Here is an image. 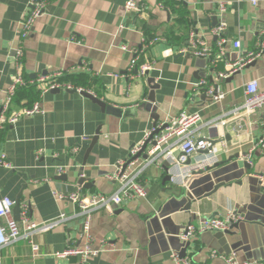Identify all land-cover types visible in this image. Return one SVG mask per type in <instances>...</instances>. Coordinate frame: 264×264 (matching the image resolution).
<instances>
[{
  "label": "crops",
  "instance_id": "1",
  "mask_svg": "<svg viewBox=\"0 0 264 264\" xmlns=\"http://www.w3.org/2000/svg\"><path fill=\"white\" fill-rule=\"evenodd\" d=\"M125 1L52 0L27 38L21 39L19 21L28 0H0V104L17 70L27 80L60 72L71 86L90 91L106 104L102 110L78 92L66 90L40 95L37 83L15 93L12 111L39 102L42 112L21 116L0 130V152L11 164V168L0 167V198L20 196V202L29 204L28 218L33 222L60 214L68 219L32 236L23 234L25 228L19 222L22 236L1 250L2 264H79L76 258L53 255L86 243L77 206L55 199L52 192L89 195L116 190L117 184L108 178L113 165L154 124L143 106L151 90L146 78L156 87L157 122L165 123L182 110L197 112L201 121L193 137L214 142L223 165L204 172L209 177L202 184H191L196 193L207 195L193 200L189 211L182 210L184 201L173 199L181 186L167 179L169 166L149 167L142 176L147 185L145 198L92 216V245H104L105 250L91 258L90 264H172L169 253L183 247L177 235L185 225L196 226L211 216L224 218L229 211L242 217L238 227L222 236L212 231L195 235L186 250L191 264H226L224 259L230 254L238 261H263L264 185L259 175L264 178V155L259 149L253 150L249 160L240 155L248 152L253 141L264 142V107L251 113L231 110L243 103L249 81L256 80L264 90V47L241 70L224 78L218 75L227 63L256 49L264 29V0H137L141 12H127ZM220 2L226 5L225 29L216 36L211 29L221 18L212 15L217 14ZM192 30L205 41L209 56L179 52ZM155 37L160 40L149 43ZM220 39H224L222 58L217 55ZM235 40L240 41L239 48L232 45ZM18 48L21 55L17 58ZM133 57H137V67L130 65ZM142 64L150 69L137 77L136 68ZM201 80L222 91L223 98L212 102L206 92L202 96L206 87L196 89ZM236 153L238 160L229 161ZM201 155L196 152L190 165ZM243 161L250 164L249 169ZM56 166L66 167L65 172L59 174ZM30 240L38 246L36 257ZM212 251L217 257L210 256Z\"/></svg>",
  "mask_w": 264,
  "mask_h": 264
},
{
  "label": "built area",
  "instance_id": "2",
  "mask_svg": "<svg viewBox=\"0 0 264 264\" xmlns=\"http://www.w3.org/2000/svg\"><path fill=\"white\" fill-rule=\"evenodd\" d=\"M52 0H28L27 9L19 21V33L21 39L27 38L31 32V28L39 17L44 14L45 8ZM183 1V0H173ZM254 3V0H252ZM159 7L162 4L159 3ZM124 8L127 12L135 11L141 12L137 0H126ZM226 11V5L224 2H220L217 6V14L212 16H219L221 18L219 24L211 29L212 34L218 36L224 29L225 24L222 19ZM160 38H152L149 43L159 41ZM224 43V39H220L217 42V55L221 58L224 57L221 46ZM235 48H239L240 41L235 40L232 42ZM264 47V29L260 33L256 43V49L254 51L247 52L244 56L239 57L233 63H227L225 71L219 73L220 78H224L229 74L235 73L241 70L244 66L255 60L260 56L262 48ZM122 50H126L125 45H121ZM179 52L182 54L190 53L196 57H207L210 55V50L207 47L205 41L200 38L199 35L192 30L187 36V40L183 46L179 48ZM136 53V51L134 52ZM21 51L17 49V58L20 57ZM137 57H133L131 60V67H137ZM19 69V68H18ZM150 69L148 64L139 65L137 68V77L144 76L145 72ZM61 73L56 72L51 75H40L36 80H27L23 77L21 72L17 70L10 85L4 92V99L0 104V130L6 124H14L21 116H29L42 112V108L39 102H34L29 107H23L17 111H12L11 106L13 97L18 89L28 87L37 83L39 94L54 90H71L75 89L76 92H80L81 88H74L65 80L60 79ZM206 82L201 80L197 83L196 89L206 87V94L210 97L212 102H218L223 98L224 93L213 86H205ZM264 107V90L258 88L256 80L249 81L244 87V101L243 103L231 110V113H237L242 109L246 113H251L254 110ZM201 117L197 112H187L182 110L176 116L168 119L165 123H156L145 131L142 140L133 144L128 152V155L121 160H118L113 165L112 172L108 175V178L117 184L116 190L111 194H103L95 192L89 195H81L78 192H72L63 194L53 191L52 194L57 200H68L75 204L78 208L77 215L83 218V231L82 236L85 239L84 246H69L65 250L53 253L55 258H76L79 264H90V259L95 257L103 249L100 244L98 248H95L92 244L89 233V226L92 216L97 211L110 212L113 206H119L122 203H126L129 200H137L145 198L147 195V185L143 182L142 176L146 170L153 166L159 165L166 161L169 165V176L171 181L185 183L187 177H190L194 171L205 169L211 166L218 160V154L215 152L212 142L204 137L194 138L193 133L199 126ZM77 147L74 148L75 153ZM254 149H259L264 155V142L262 140L253 141L248 152L241 154V158L249 160ZM200 152L202 157L198 156L194 165H190L191 157ZM0 167L11 168V164L6 160L4 153L0 152ZM59 174L64 173L66 167L56 166ZM262 181V176H259ZM264 188V186H263ZM15 201L7 196L0 198V264H2L1 250L15 242L22 236L19 228V222L24 226L23 234L32 236L35 233L48 232L60 223L64 222L68 218L64 214L41 222H33L29 220L30 206L26 202H20V212L18 221L14 218L12 212ZM242 217L236 214L234 211H229L224 218L212 217L202 219L198 225L188 223L178 233V238L182 243L191 241L195 235L206 232H225L230 228V225L239 221ZM31 246L32 256L39 255L38 246L32 241H29ZM217 252L212 251L211 257H217ZM169 259L172 264H191V259L188 255L181 256L178 251L172 250L169 253ZM226 264H264L263 261H238L234 254L227 255L225 257Z\"/></svg>",
  "mask_w": 264,
  "mask_h": 264
},
{
  "label": "water",
  "instance_id": "3",
  "mask_svg": "<svg viewBox=\"0 0 264 264\" xmlns=\"http://www.w3.org/2000/svg\"><path fill=\"white\" fill-rule=\"evenodd\" d=\"M137 69V68H136ZM232 76L228 77V78H231ZM146 83L149 85V88H151V90L149 91L148 93V96H147V99L144 101L143 103V106L144 108L150 112L151 114V117L153 118V121H154V124L153 126H155V124L157 123V120L159 119V116L158 114L156 113L155 111V107H153V105L155 104L156 102V98H155V92H154V89L153 88H156L155 87V84H153V80L151 78H146ZM157 86V85H156ZM203 90V93H202V96H205L204 94V89ZM53 92H58L59 89H54V90H51ZM70 93H74L76 92L75 89H71V90H66ZM79 94L83 97H86L90 100H92L93 102L97 103L102 110H105L106 109V104L105 102L98 98L97 96H95L94 94H92L90 91L88 90H81L79 92ZM98 135L97 133L95 134V136L92 138V143L90 144L89 148H88V151L91 149V147L93 146V144L95 143L96 139H97ZM214 144V142L212 143ZM238 153L234 154V156H231L229 157V161L232 160L233 158H236L238 160ZM223 162L221 160H217L216 162H214L211 166H208L205 171H202V170H198V171H194L192 173V175L190 177H187V179L185 180V183L184 184H181L178 185V186H181V188H177L176 191L174 192V195H173V199L176 200V201H179V200H182L184 201V208L182 210L184 211H189L190 210V207H191V204L193 202V200H197L200 198V196L202 195H207V193L205 192H195L194 189H191V184L194 182H197V184H202L203 182H205V180H207V178L209 177L206 173L204 172H209L211 171L213 168L215 167H219L222 164ZM164 166L168 167V163L166 161L163 162ZM225 164V163H224ZM243 164V167L245 169H249L250 167V164H248L246 161H243L242 162ZM259 176H262V175H259ZM167 179H170V176H166ZM261 181V180H260ZM79 182H81V179L79 180ZM261 183L264 185V178L263 180L261 181ZM183 188V189H182ZM209 194V193H208ZM15 201V205L13 207V214H14V218L17 220L18 219V216H19V212H20V196H16V199L14 200ZM213 216L211 217H208V218H212ZM239 225V221L237 222H234L230 225V228L225 231V232H218L216 235H223L225 233H230L232 228L233 227H238ZM215 235V236H216ZM189 243L190 241L188 242H185L183 243V247L181 248L179 254L181 256H185L186 255V250L187 248L189 247ZM204 243H207V241H204Z\"/></svg>",
  "mask_w": 264,
  "mask_h": 264
},
{
  "label": "trees",
  "instance_id": "4",
  "mask_svg": "<svg viewBox=\"0 0 264 264\" xmlns=\"http://www.w3.org/2000/svg\"><path fill=\"white\" fill-rule=\"evenodd\" d=\"M60 79L64 80L63 78H60ZM21 89H24V88H21ZM21 89H20V90H21Z\"/></svg>",
  "mask_w": 264,
  "mask_h": 264
}]
</instances>
